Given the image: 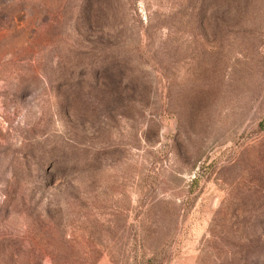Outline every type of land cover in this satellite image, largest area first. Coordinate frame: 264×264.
<instances>
[{"label":"rangeland","instance_id":"374dc122","mask_svg":"<svg viewBox=\"0 0 264 264\" xmlns=\"http://www.w3.org/2000/svg\"><path fill=\"white\" fill-rule=\"evenodd\" d=\"M0 264H264V0H0Z\"/></svg>","mask_w":264,"mask_h":264}]
</instances>
